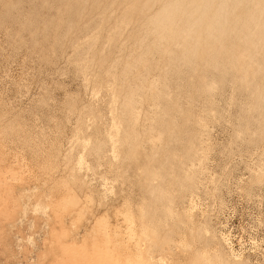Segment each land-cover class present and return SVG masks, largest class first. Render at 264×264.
Segmentation results:
<instances>
[{"label":"rangeland","instance_id":"374dc122","mask_svg":"<svg viewBox=\"0 0 264 264\" xmlns=\"http://www.w3.org/2000/svg\"><path fill=\"white\" fill-rule=\"evenodd\" d=\"M263 3L0 0V264H264Z\"/></svg>","mask_w":264,"mask_h":264},{"label":"bare ground","instance_id":"6f19581e","mask_svg":"<svg viewBox=\"0 0 264 264\" xmlns=\"http://www.w3.org/2000/svg\"><path fill=\"white\" fill-rule=\"evenodd\" d=\"M255 1V0H254ZM262 1V0H261ZM263 5H264V3H263ZM177 8V6H170V7H167V8H164V9H162L161 10V12L160 13H158L159 14V17H162V14L165 12V11H167L168 12V21H169V19H171V15L174 13L173 12V10L174 9H176ZM143 9V8H142ZM263 9H264V7H263ZM142 12V11H141ZM245 14V13H244ZM264 17V16H263ZM251 20H252V18H251ZM259 20V19H258ZM231 27V26H230ZM193 28V27H192ZM191 31V30H190ZM251 41V40H250ZM252 42V41H251ZM249 46H251L250 44H249ZM250 48V47H249ZM216 53V52H215ZM244 66V65H243ZM246 71V70H245ZM244 76H245V74H244ZM243 76V77H244ZM259 93V92H258ZM259 97V96H258ZM259 100V99H258Z\"/></svg>","mask_w":264,"mask_h":264},{"label":"clouds","instance_id":"9594fccd","mask_svg":"<svg viewBox=\"0 0 264 264\" xmlns=\"http://www.w3.org/2000/svg\"><path fill=\"white\" fill-rule=\"evenodd\" d=\"M168 19V12L165 11L163 14H162V17L159 18L157 21H155V23L157 24H163L164 22H166Z\"/></svg>","mask_w":264,"mask_h":264}]
</instances>
